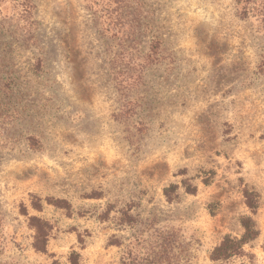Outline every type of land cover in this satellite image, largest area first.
Segmentation results:
<instances>
[{"label":"rangeland","instance_id":"rangeland-1","mask_svg":"<svg viewBox=\"0 0 264 264\" xmlns=\"http://www.w3.org/2000/svg\"><path fill=\"white\" fill-rule=\"evenodd\" d=\"M236 66L262 81L264 0H0V264H264V207L211 258L264 186L261 140L223 144L264 133Z\"/></svg>","mask_w":264,"mask_h":264},{"label":"crops","instance_id":"crops-1","mask_svg":"<svg viewBox=\"0 0 264 264\" xmlns=\"http://www.w3.org/2000/svg\"><path fill=\"white\" fill-rule=\"evenodd\" d=\"M258 69V68H257ZM231 71V75L233 76L236 75V79L235 81L231 82L230 84L227 85V88L229 87V94L228 97H225V99H230V101H235L237 99H239L240 97L246 96V93L249 94V96L251 97V101L253 102H261L262 105L264 106V66L258 69V74L261 75V82H257V83H252V84H240L237 80V74H238V67H231L230 68ZM212 75H214L213 73H211ZM210 84H215L214 79H209L207 82V86L210 88ZM240 87L243 88V94L238 93V90H240ZM212 89V88H211ZM217 90V89H216ZM225 90V91H226ZM219 91V95L220 98H222V92L220 90ZM228 91V90H227ZM224 92V91H223ZM256 92V94H255ZM241 95V96H240ZM259 95V97H258ZM215 98H217V96H215ZM248 101H250V99H248ZM250 101V102H251ZM118 105H117V110H114L111 115L109 116V122L111 121L112 124L116 123V120L119 121V118L116 119V114L119 113L120 108H121V100L119 97V100L117 101ZM102 117L101 116H96L95 118H92L90 120V122L92 123L93 126V131L95 133H98L101 130V126L104 125L105 123L102 122ZM98 122V125H95L94 123ZM120 122V121H119ZM95 129H97V131H95ZM114 131V130H113ZM251 132H245V131H240L239 130H231V131H223L221 132L222 135V139L225 140L224 141V146H231L232 152L231 155H238L237 153L241 152L242 150L246 149V151L248 150H252V152H257V147L259 146V141L261 140L263 147H264V133L260 135V133H258L257 135H253L250 136ZM113 134H115V137L118 136V134L120 135V130H116L113 132ZM224 146L222 148H224ZM264 151V149H263ZM250 152V151H249ZM123 153V152H122ZM119 153V154H122ZM151 153H153V150L151 151ZM264 153V152H263ZM241 178H238V180H240ZM244 187L250 188L252 190H254L257 194V199H258V207L256 209L255 214H252V216L254 217V219L257 222V216L259 215V212L261 211V209L264 207V186L261 185L260 183L256 184H247L246 182L243 183L242 186V190ZM242 190H241V195L243 198V202L245 204V200L242 194ZM246 206V204H245ZM247 208V206H246ZM247 211H249V209L247 208ZM247 215H251L250 211L248 212ZM257 229H258V237L261 236L262 234V228L259 226L258 222H257Z\"/></svg>","mask_w":264,"mask_h":264},{"label":"trees","instance_id":"trees-1","mask_svg":"<svg viewBox=\"0 0 264 264\" xmlns=\"http://www.w3.org/2000/svg\"><path fill=\"white\" fill-rule=\"evenodd\" d=\"M122 108H123V100H121V108L119 113L116 114L117 116L116 119H118L120 113H122L123 110ZM242 194L245 200V204L249 209L251 215H242L240 217V223L243 229L241 237L237 239L233 236H225L221 241V243L213 250L211 257L213 260H219L221 258H229L237 255L245 244L252 242L258 237L257 222L252 216V214H255L256 209L258 207V199H257L258 196L254 190L247 187L243 188ZM76 257H77L76 253H71V257H70L71 264H77Z\"/></svg>","mask_w":264,"mask_h":264}]
</instances>
